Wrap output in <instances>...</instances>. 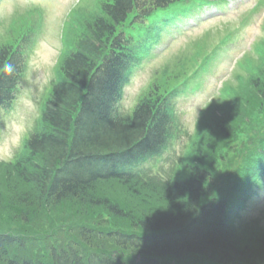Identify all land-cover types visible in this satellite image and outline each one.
Returning a JSON list of instances; mask_svg holds the SVG:
<instances>
[{
    "label": "trees",
    "instance_id": "obj_1",
    "mask_svg": "<svg viewBox=\"0 0 264 264\" xmlns=\"http://www.w3.org/2000/svg\"><path fill=\"white\" fill-rule=\"evenodd\" d=\"M140 2L136 0L137 5ZM131 3L132 0H106L94 15L84 11L73 14L71 25L82 28L81 32H76L74 47L69 45L56 67L58 79L42 104L38 127L25 142L27 158L23 157V167L17 174L35 189L28 197L34 207H57L72 200L88 208H101L112 217L126 218L140 233L109 232L111 249L97 247L96 239L102 237L100 230L84 231V227L73 226L87 250L93 249L89 255H83L84 249L79 250V244L71 238L60 245L55 243V230L48 235L55 244L41 253L36 252L38 248L43 251L37 244L38 238L33 242L37 245H33L31 240L0 234V264H147L149 259L159 264H192L184 256L194 251L208 254L217 264H264V231L253 244L240 243L235 229L248 230L258 222H245L236 228L231 213L247 199L244 166L263 147L264 135L244 141L235 137L231 157L240 176L239 185L236 183L231 191L220 192L203 165H190L179 178L176 171L168 183L153 178L143 180L123 170L162 150L170 122L166 89L170 86V93H174L175 65L184 69L195 62L193 56L185 55L177 64L167 67L168 76L163 71L153 79L132 114L118 116L115 104L126 71L134 62L129 40L124 36L128 28L122 23ZM259 42L255 58L264 64V36ZM246 65L248 74L253 75L255 69L248 62ZM22 69L19 49L0 43V105L9 102ZM250 87L258 103L255 108L263 109L256 115H264V70L253 77ZM226 93L227 90L225 99ZM109 170L112 174L107 173ZM108 179L143 187L159 186L166 206L141 214L124 210L107 196L97 194V184ZM20 217L28 222V212ZM164 234L172 239V244ZM138 253L141 263L133 261L132 254ZM125 254L131 256L125 258Z\"/></svg>",
    "mask_w": 264,
    "mask_h": 264
},
{
    "label": "rangeland",
    "instance_id": "obj_2",
    "mask_svg": "<svg viewBox=\"0 0 264 264\" xmlns=\"http://www.w3.org/2000/svg\"><path fill=\"white\" fill-rule=\"evenodd\" d=\"M240 2L242 4L236 8ZM250 4L251 0L230 2L228 7L234 8V10L230 11L227 15L206 19L198 28L196 27L191 31L185 32L177 36L176 39L173 38L172 40L163 41L162 45L153 51L154 56L145 61L135 71L130 85L126 88L125 96L119 104V112L124 113L130 109L131 104L137 98L139 92L147 85L154 69L161 66L168 59L173 58L174 55L183 50L192 41H195L204 30L211 29L214 34L218 30L222 34L225 29L233 28L235 25L238 26L241 16L247 14L246 11L249 10ZM262 9H264V6ZM262 16L260 11L254 14L252 18L250 17L249 25L240 31V35L235 42L229 44L227 51L223 55L224 60L219 61L216 69H212L209 73L208 81L206 80V76L203 78L204 81L201 89L197 92L188 93L186 96L177 100L175 127L172 129L177 137L173 145L174 156L178 154L185 144L186 137L183 134L185 132H191L194 128V120L199 108L202 107L206 99H209L211 94L216 92L214 91L215 87L220 85L221 81L229 78V69L234 62V57L241 50L248 48L251 37L253 38L258 34L257 25L260 24ZM79 19L80 21L83 20L81 16ZM81 29L79 28L78 32H81ZM71 41L75 42L74 39ZM39 43L35 51L31 53L32 56L29 61L32 75L34 76L32 80L30 79L29 88L31 89L29 91L21 86V90L16 96V99L21 95L31 94L34 96L35 93L36 96L41 93L40 95L44 98L45 93L49 90L48 85L42 91L41 89H37L34 93L33 86L40 87L50 80L52 76V59L59 43L57 42L56 34H53L50 38L40 40ZM247 62L249 67L255 69L254 74L251 76L249 74H239L238 76L229 78L225 87L227 90V98L215 100L204 111L195 132L192 134V139L186 147L187 150L182 157V161L179 162L180 164H177L176 170L178 172L176 178L185 175L187 172L186 168L193 164L203 165L210 171L213 182L216 181V176L219 173L218 170L222 165L221 160L218 159L221 153L223 154L221 148L223 146L229 147L233 144L232 142L236 136L235 132L245 131L247 126L250 125L249 122L256 116V113L263 110L261 108L258 111L259 109L255 108L258 106V103L250 84L252 83L253 77L258 72L260 73L264 70V64L253 56L249 61L246 59L245 63L247 64ZM180 68V66L175 65V69L177 70L176 74L181 71ZM169 71L166 72L165 70L167 76ZM161 74L159 73L157 77ZM35 101L38 106L39 103L36 97ZM24 112L27 114L28 109H25ZM36 115L28 118L26 121L30 129L34 124L33 120ZM19 119L21 122H24L25 116L21 115ZM25 154L26 150L23 149L19 154L20 156L12 161V158L9 160L11 163L4 164L0 162V233L7 232L13 236H17L25 234L26 228L28 230H35L41 234L36 239L37 244L43 250L41 251L38 248L36 250L37 253L47 252L53 244L57 243L60 245L64 243V239L71 238L79 244V250L84 249L83 255H89L93 249L87 250L84 241L77 236L76 231L71 230L73 226L77 228L84 227V231H88L85 229L89 228H96L102 231V237L95 238L98 241L97 247H109L111 249H113V241L107 239L109 237L106 233L113 231L123 234L140 233L131 227L130 222L126 218L112 217L104 210L102 211L101 208H88L87 206L78 205L72 200L64 201L57 207L47 206L46 209L37 208L38 206L34 207L31 199L28 197H31L35 193V189L31 184L25 183L20 179L17 174L20 168L23 167V161L27 158ZM23 157L25 158L23 159ZM96 192L100 196H107L112 201H115L124 210L127 209L134 213L138 212V214L158 211V209L162 210L166 206L164 194L159 186L147 185L143 187L136 183L123 184L117 180H112L102 181L97 184ZM261 210H264V199L259 209L253 211L254 215L262 213ZM25 212H28L27 223L20 217ZM263 227V223L259 221L251 229H235V235L240 243L253 244L255 238L260 235V232L264 231ZM53 230L58 234L55 237L57 240L55 243L54 239L48 236L54 232ZM100 242H103V244ZM31 244L37 245L36 243ZM47 244L49 245L46 249Z\"/></svg>",
    "mask_w": 264,
    "mask_h": 264
},
{
    "label": "clouds",
    "instance_id": "obj_3",
    "mask_svg": "<svg viewBox=\"0 0 264 264\" xmlns=\"http://www.w3.org/2000/svg\"><path fill=\"white\" fill-rule=\"evenodd\" d=\"M25 5L21 0H0V18L9 19L20 12ZM28 109L27 114L24 110ZM38 112V106L35 97L31 94L21 95L17 98L16 106L3 114L0 119L7 122V128L0 129V160H9L13 158L24 143L25 137L30 131L27 119ZM25 116L24 122L19 117Z\"/></svg>",
    "mask_w": 264,
    "mask_h": 264
},
{
    "label": "bare ground",
    "instance_id": "obj_4",
    "mask_svg": "<svg viewBox=\"0 0 264 264\" xmlns=\"http://www.w3.org/2000/svg\"><path fill=\"white\" fill-rule=\"evenodd\" d=\"M105 169H108V168H105ZM107 173L112 174L110 172V170L107 171ZM107 173L101 172L100 174H107ZM107 181H112V179H108ZM160 234H162V233L160 232ZM163 237L167 238L168 241H170V242H168L169 244L172 243V239L169 236L164 234ZM200 253H201L200 251L199 252H196V251L190 252V254L188 253L187 255L184 256V259L191 261L192 264H217L212 260V258H210V256L208 254L200 255ZM195 255H197V256H195Z\"/></svg>",
    "mask_w": 264,
    "mask_h": 264
}]
</instances>
